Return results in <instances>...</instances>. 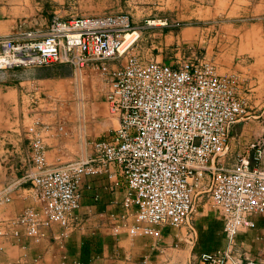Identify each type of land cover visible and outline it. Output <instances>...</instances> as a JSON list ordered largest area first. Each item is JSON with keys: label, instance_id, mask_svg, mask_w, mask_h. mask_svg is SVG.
<instances>
[{"label": "crops", "instance_id": "obj_1", "mask_svg": "<svg viewBox=\"0 0 264 264\" xmlns=\"http://www.w3.org/2000/svg\"><path fill=\"white\" fill-rule=\"evenodd\" d=\"M154 2L147 0L145 3ZM157 2L161 6L159 11H162L159 12V21L166 23L162 30L168 31L167 39H176L178 47L199 36L200 29L185 27L178 30L175 25L180 23L181 17L187 19L197 13H203L207 18L225 14L226 18L238 17L222 27L228 32H234L236 22H242L243 28L250 25L263 34L264 0ZM66 4L64 1L55 4L54 0H0V39L18 38L27 31L46 34L54 20L65 22L122 14L128 16L132 26L141 32L151 21L135 18L133 12L139 8L137 6L126 14L77 16L71 14ZM173 29L178 30L177 33ZM209 56L207 52L206 58ZM195 58L200 59L192 54L186 60ZM111 62L114 60L88 65L93 68L83 74L82 99L76 72L67 64L0 72V100L4 111L0 112V169L3 183L10 181L0 186V264H204L200 260L203 253L222 255L230 263L257 262L249 258L232 260L228 251L221 253L211 247L201 248L194 215L191 226L182 228L151 226L141 221L139 200L128 175L121 167H104L95 148L99 142L112 140L119 128V117L107 101L113 74L107 80L104 70L119 65ZM108 63L110 65L105 67ZM257 63L258 69H264V58L250 66L241 65L243 73L238 79V89L243 84L241 88L252 92L250 96H254L259 104L264 100V72L256 69L253 75L249 73ZM160 65L174 70L180 68L178 65ZM107 81L111 82L110 86ZM239 96L247 103L248 109L244 98L247 96ZM61 100L73 101L63 106ZM65 109L70 110L66 118ZM215 166L216 163L212 165ZM66 170L79 171L80 207L70 220L58 222L50 217L45 202L35 194L34 178ZM207 173L208 183L211 178V172L203 173L204 187ZM201 215L205 221L215 223V218L208 213ZM253 219L255 227L247 230L254 229L255 238L249 242L247 235L240 234L238 244L255 243L259 233L264 232V219L259 216ZM207 229L206 233L213 228ZM226 231L229 238L237 235Z\"/></svg>", "mask_w": 264, "mask_h": 264}, {"label": "bare ground", "instance_id": "obj_2", "mask_svg": "<svg viewBox=\"0 0 264 264\" xmlns=\"http://www.w3.org/2000/svg\"><path fill=\"white\" fill-rule=\"evenodd\" d=\"M141 35L126 15L54 20L46 34L27 31L0 39V72L50 67L63 60L76 69L119 61ZM107 101L119 117V128L112 140L95 148L104 167H121L128 175L142 222L190 227L195 198L204 193L231 234L254 228L253 217L264 216V150L256 151L254 165L244 158L229 178L211 173L209 183L202 185L205 170L228 152L231 127L246 115L237 76H220L208 63L174 70L134 61L114 71ZM78 180L79 171L71 170L34 178V192L52 219L67 222L74 216L80 207ZM200 260L260 264L230 263L213 253H203Z\"/></svg>", "mask_w": 264, "mask_h": 264}, {"label": "rangeland", "instance_id": "obj_3", "mask_svg": "<svg viewBox=\"0 0 264 264\" xmlns=\"http://www.w3.org/2000/svg\"><path fill=\"white\" fill-rule=\"evenodd\" d=\"M60 1L67 2L66 6L68 5V10L72 12L71 14L77 16L107 15L111 13L126 14L127 11L132 10L133 6H137L139 8H135L133 12L135 18H139V20H143V18L151 20L148 22L146 28L142 30L139 43L127 55L121 57L119 61L111 62L115 64L119 63V65L114 69L104 70V75L106 74L105 78L107 80L119 66H126L134 61H139L144 66L164 67L160 64L165 66L178 65L180 68L177 69L183 70L208 63L214 67L216 74L220 76L234 74L240 80V74L243 73L240 69L241 65L250 66L264 58V28L263 34L253 27L250 28V25L243 28L242 22H236L234 32H228L222 28L229 20H237L238 17L226 18L225 14L215 18H207V15L203 13H197L193 17L187 19L181 17L180 21H178L180 23L175 25L176 29L196 27L200 29V34L199 36L192 37L185 45L178 47L176 46V39H167L166 33L168 31L162 30V26L166 25V23L162 24V22L159 21L161 18L159 12L162 11L158 9V7H161L158 5V0H153L155 1L154 3H145L147 0H54V3L56 4V2L58 3ZM247 23L252 24L254 22H246V24ZM140 25L145 26L144 23ZM239 27H241V29H239ZM173 30L175 33L178 31L175 29ZM232 39L235 40L231 41ZM207 52L210 54L209 58H206ZM192 54H196L200 59L195 58L186 60ZM243 60L246 61L244 65ZM63 64H67L65 60H63ZM109 65L110 63H108L107 66L105 65V67ZM255 66L256 67H254L252 71H249V73L253 75V73H256V69L260 72H264V69H258V63ZM90 68H93V65L89 67L86 65L82 69L74 68L81 99V92L84 89V84L82 82L83 74ZM165 68L172 69V67ZM107 84L110 86L111 82L107 81ZM241 86H243V84L240 85L238 92L242 97L247 96L244 98L248 102V109L247 103L242 99L245 105V113L247 114L243 119L231 127L228 152L217 159L216 166L213 169L205 170L206 172L216 173V176L221 180L229 178L232 175V171L238 169L240 162L244 158H246L251 165H254L256 151L258 149L264 150V100L258 104L254 96H250L252 92L245 91ZM249 89L252 88L249 87ZM72 101L73 100H67L64 102L61 100V103L64 106V103L70 104ZM82 102L83 101H81V104L83 105ZM1 111L4 112L0 100V112ZM69 112V109L64 110L65 118L69 116ZM208 175L207 173V176L203 180L205 186L208 183ZM7 183H10V181L7 180L6 183H3L2 171L0 169V186L3 187L7 185ZM195 201L196 210L193 220L195 228L201 236V248L211 247L213 251H220L221 253L228 251L232 260H244V258H249V260H255L260 262V264H264V232L259 233V239L255 241V243H247L246 246H242L238 244V236L240 234L247 235L248 237L246 240L252 242L251 240L255 238L257 234L254 233V229L247 231H243L244 229L236 230L232 232V235H237L234 238H229L225 233L226 226H223V219H219L222 218V216L209 195L206 193L200 194L195 198ZM203 212L213 216V218H215L213 219L215 223L213 224L205 221V217L201 215ZM259 217L264 219V216ZM220 220L222 226L219 225ZM209 227L213 229L211 232L206 233ZM262 228L264 230V225ZM226 232L228 233V231ZM206 237H208V239L210 237L211 239L208 240Z\"/></svg>", "mask_w": 264, "mask_h": 264}, {"label": "trees", "instance_id": "obj_4", "mask_svg": "<svg viewBox=\"0 0 264 264\" xmlns=\"http://www.w3.org/2000/svg\"><path fill=\"white\" fill-rule=\"evenodd\" d=\"M95 245H96L95 243H92V246L96 247Z\"/></svg>", "mask_w": 264, "mask_h": 264}]
</instances>
